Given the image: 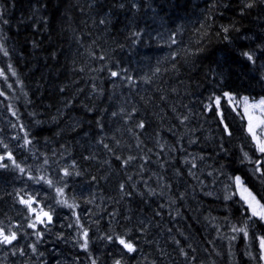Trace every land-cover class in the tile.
<instances>
[{
    "label": "trees",
    "instance_id": "1",
    "mask_svg": "<svg viewBox=\"0 0 264 264\" xmlns=\"http://www.w3.org/2000/svg\"><path fill=\"white\" fill-rule=\"evenodd\" d=\"M251 2L0 0V108L28 141L17 156L24 171H0L3 223L22 229L25 241L36 242L37 228L54 236L15 188L43 160L60 158L70 175H61L57 220L68 214L84 226L81 206L92 207L100 224L88 236L131 241L140 264H152L149 249L159 245L173 264H261L264 223L249 219L234 178L262 204L264 181L243 157L256 155L246 121L224 96L264 98V57L243 55L263 52L264 1L245 7ZM246 222L248 238L233 231ZM52 257L46 248L31 263ZM127 258L122 250V264H132Z\"/></svg>",
    "mask_w": 264,
    "mask_h": 264
},
{
    "label": "rangeland",
    "instance_id": "2",
    "mask_svg": "<svg viewBox=\"0 0 264 264\" xmlns=\"http://www.w3.org/2000/svg\"><path fill=\"white\" fill-rule=\"evenodd\" d=\"M260 37H261L260 42H259L260 49L263 52L261 53L259 50H256L252 53L253 57L255 56L264 57V30L260 33ZM251 41L256 42L257 35L252 37ZM260 67L264 74V61L260 62ZM226 99L228 100L230 106L235 111L240 112L242 114L243 118L246 121V130L248 132V114L251 113L257 117L261 116L260 109L252 108L250 107V105L257 103L258 101L264 98H258V99L248 98V105H245L243 103V97L239 100L233 97L231 102L229 101L228 97H226ZM245 108H247V113L245 111ZM257 132L258 134L261 132H264V129H257ZM249 136L253 143V147H254V151L256 155L251 156L250 153H247V157H246L245 156L246 152H243V157L245 158V161L249 164V167H250L249 170L252 172V174L256 178L259 179V173L255 172V169L257 167L256 161L257 160L264 161V156H262L256 150L255 141H253L252 136L250 134ZM25 145H26V140L21 135H19L13 130L10 119L4 115L2 109L0 108V156L4 157V160L0 161V163L7 165V167L5 168H0V171L11 176L12 172L20 171L23 164H27V161H22V160L17 159V156L23 154L24 148L26 147ZM9 153H11V156H12L11 160L8 159ZM36 154L37 153L36 151L34 152V150L29 151V155L33 159L32 160L33 162L38 161V159L35 158ZM39 159L42 160L41 158ZM13 161H15V163H13ZM16 165H19V168H17ZM262 166L264 167V164H262L261 167ZM67 168H69V165L65 161L61 160L60 158H53L51 160L50 159L43 160V162L38 164L37 168L35 169L36 175H31L30 178L23 175L20 180L21 184H18L15 190L18 192L19 196L22 197L23 200L29 201L30 203L33 201L34 207L36 210L38 209L39 213L46 212L52 217L51 224L49 226H47V224L49 223H47L46 221H44L43 224L42 223L40 224H41V227L43 228L52 229L55 234L53 237L48 236L46 239H44L46 236L45 232L42 229L37 228V232L41 234L39 237L37 236L38 245L40 244L39 239L43 240L42 245L44 246L46 241H50L54 237L61 239V241L64 244H66V239L62 238V236L72 234L71 226H73L74 227L73 232L78 233V235H73L74 237H68L70 240L75 239V242L71 241L67 245H70L71 247H73L74 251H77V252L79 251L80 253L87 252L89 249L87 250L81 247V245L84 242L83 232L88 231L90 233L95 234L98 231V228L96 227L97 225L95 223L100 224V218L94 215V213L92 212V207L89 206V208H87L85 206H81V208H85L86 210H82L81 214H78L79 217H81L83 221V222L81 221H78V222H79V225H84V226L72 225L73 221H76V220L72 219L68 214L64 216L63 218H61L60 220L58 216V220H57V213H58L57 208H59V205L57 203H60L61 200L66 199V198H62V194L58 193L57 189H61L59 186L61 184L60 181L62 179L61 175H65V170ZM41 177H43V179H40ZM48 181H51V184H49ZM10 183L11 181L7 180V183L2 184L3 186H5L2 189L4 191H7V193L11 190ZM235 187L237 190V194L241 198L242 190L236 184H235ZM75 192L78 193V187L76 188ZM2 201L4 200L0 197V202ZM243 202L247 206L244 200ZM20 204L21 206L23 205V207L25 208L26 206L25 204L23 203H20ZM85 205L88 206V204H85ZM6 208H9L7 203L3 205L0 204V228H3L6 234L9 232H13V231L16 232L17 240L14 241L11 245H1V247L6 246L8 248L4 247L6 254L0 257V263L1 264L4 263L5 262L4 259L13 258L14 261L10 264H32L31 263V260H32L31 253H34V252L32 251V246L30 247V249L27 247L25 243V238L23 236V233H24L23 230L20 229L17 225H13L10 222L3 223L2 221L3 218L7 219L9 215L8 209ZM63 208L70 209V207L65 206V205L63 206ZM90 208H91V212L89 211ZM248 211L250 212V215H251V210L249 208H248ZM86 213H88V216H89L88 220L84 217ZM40 219H43V218L40 217ZM30 222H32V219L29 220V223ZM86 226H90V227L87 228ZM153 239L151 240L152 245H154ZM257 244L260 250L259 240ZM38 245L35 246L36 250L38 249L37 248ZM21 250L23 251V255H21ZM149 250L151 252V255L154 256L152 260V264H173L170 256L167 254V252L164 249L160 248V245H159V248L154 249V247H152ZM137 252H138V260H139L140 251L137 250ZM54 253L57 255L58 261L54 260L52 257L51 261L45 260L44 264H58V262H60L61 264H82L83 262H88L85 259L82 260L79 256L77 257L79 259H74L73 257L69 259L63 253H57L56 251H54ZM262 254L264 253H261V250H260V256ZM82 255L83 257L89 256L86 253H82ZM3 256H7V257H3ZM156 256L157 258H155ZM89 258L92 261V264H93V261H95V264H96V260L100 258V255L97 254L95 258L94 254L92 253V257L89 256ZM117 260H120L122 264V252H120L119 255H112V253L109 252L108 257L104 258V264H115ZM261 261H262L261 264H264V260H261ZM40 262H42V260ZM139 264H140V261H139Z\"/></svg>",
    "mask_w": 264,
    "mask_h": 264
},
{
    "label": "snow or ice",
    "instance_id": "3",
    "mask_svg": "<svg viewBox=\"0 0 264 264\" xmlns=\"http://www.w3.org/2000/svg\"><path fill=\"white\" fill-rule=\"evenodd\" d=\"M255 0H252L251 3H248L245 5V7L251 8L254 6ZM123 6V5H121ZM0 20H3L2 15H0ZM4 23H7V21H3ZM228 28L225 27L223 29L224 32H228ZM135 35H139V33H136ZM227 39V37H225ZM175 42V41H173ZM0 50L2 49V46H0ZM8 53L6 51H4V55H7ZM244 56L247 57V59L249 61H253V55L250 53H243ZM3 73H0V75H2ZM14 74V73H13ZM111 75L113 77H116L118 75L117 72L113 71L111 73ZM0 95H3V93H0ZM225 97H228L229 101L231 102L233 97L229 94V93H224ZM243 103L245 105H248V97H243ZM215 104L217 106V110H219V105H220V97H216L215 99ZM250 107L252 108H259L260 112H261V116L257 117L254 114L249 113L248 114V132L249 134L252 136L253 141H255V146H256V150L262 155L264 156V132H261L258 134L257 129H264V99L258 101L257 103H254L252 105H250ZM245 111L247 113V108H245ZM113 115H115V113H113ZM139 127H144L143 123H141L139 125ZM225 131H227V126H225ZM230 134V133H229ZM26 143H28V141H26ZM245 156L247 157V153H245ZM8 159L11 160L12 156L11 153L8 154ZM4 160L3 156H0V161ZM13 163H15V161H13ZM257 167L255 169L256 173H259V179H261L262 181H264V167H261L262 164H264V161H260L257 160ZM7 167L6 164L0 163V168H5ZM17 168H19V165H16ZM21 172H23L24 170L21 168L20 169ZM65 175H70V173L65 170ZM40 179H43V177H41ZM234 182L235 184L242 190V195H241V199H243L245 201V203L247 204L248 208L251 210V215L249 217L250 220H258L260 222H264V204H262L260 202V200L257 199L256 195H254L246 186H244L243 181L241 180L240 176H236L234 178ZM49 184H51V181H48ZM57 192L62 194L63 193V189H57ZM21 203L27 205L29 207V209L31 210V204L29 201L26 200H21ZM63 203L67 204V201H63ZM68 207H72V205H68ZM43 216L47 218L48 222H51L52 217L48 214V213H43ZM37 220L40 223H44L43 219H40V217H37ZM30 228L35 229L36 228V224L32 223L28 225ZM234 232H240L243 233L245 238H248V231H247V222L245 224V227L243 228H233ZM41 234L39 232H37V236L39 237ZM88 233L87 231L83 232V244L81 245V247H83L84 249H87L88 246ZM108 240H112L113 238L111 236L107 237ZM233 239H235V237H233ZM17 240V233L16 232H9V233H5L3 228H0V245H11L14 241ZM259 240V247L261 250V253H264V236H260L258 237ZM116 242L122 246V250L126 251L127 253H134L137 251L135 245L131 242L126 240L125 238H117ZM32 251L35 252L36 248L35 245H32ZM21 255H23V251L21 250ZM259 259L264 260V254H262ZM93 264H95V261H93ZM115 264H121L120 260H117L115 262Z\"/></svg>",
    "mask_w": 264,
    "mask_h": 264
},
{
    "label": "flooded vegetation",
    "instance_id": "4",
    "mask_svg": "<svg viewBox=\"0 0 264 264\" xmlns=\"http://www.w3.org/2000/svg\"><path fill=\"white\" fill-rule=\"evenodd\" d=\"M32 203H31V210L28 207V211L30 215H35V214H40L38 209L34 210L33 209ZM38 223H40L38 220H36ZM31 223V222H30ZM74 237V236H73ZM62 238L66 239V244H64L61 239H58L56 237L51 239V243H46L43 244V240H40V244L38 245V238H36V242L34 243L33 240L31 238H27L25 243L27 245V247L30 249V247L32 245L37 246L38 245V249L34 252L31 253V256L33 257H38V258H43L44 257V250L46 248H51L52 249V253H53V259L58 261L57 255L54 253V251H56L57 253H63L64 255H66L69 259H71V257H73L74 259H79L77 258L78 256L82 259V260H87L88 262H83L82 264H92V261L90 260L89 256L92 257V252L90 251V246L91 244L93 245V248H95V250H107V256L109 255V252L112 253V255H119L120 252H122V246H120L116 240L117 238H115L114 236L112 237L113 239L110 241L107 239V236H88V247H87V255L86 257H83L82 253L83 252H77L73 250V247H71L70 245H67L69 242L73 241L75 242V239L70 240L68 237L62 236ZM105 242H107L106 244H104ZM102 244V246H101ZM124 253L127 255L128 254V259L130 257H133V261L132 264H139V260H138V255L136 252L132 253H127L126 251H124ZM94 256L96 255V252L93 251ZM106 257H100L99 259L96 260V264H104V258ZM96 258V256H95ZM102 260V261H101ZM51 261V260H50ZM49 261V262H50ZM44 263V262H43ZM42 262H40V264H43ZM58 264H61L60 262H58Z\"/></svg>",
    "mask_w": 264,
    "mask_h": 264
}]
</instances>
